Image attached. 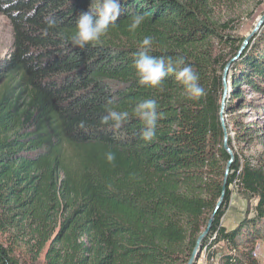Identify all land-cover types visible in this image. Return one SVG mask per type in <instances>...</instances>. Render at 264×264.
Segmentation results:
<instances>
[{"label":"trees","instance_id":"trees-1","mask_svg":"<svg viewBox=\"0 0 264 264\" xmlns=\"http://www.w3.org/2000/svg\"><path fill=\"white\" fill-rule=\"evenodd\" d=\"M91 3L0 0L12 29L11 53L0 60V264H20L15 251L27 240L36 256L47 247L46 264H187L230 161L221 125L230 59L222 61L216 46L232 43L235 56L241 43L213 23L205 0H121L117 24L101 43L73 47L76 20ZM138 12L148 16L129 31ZM145 36L153 37L151 55L183 56L205 95L190 98L172 73L160 88L141 85L134 59ZM229 72L227 115L245 108L246 91L264 96V25ZM146 98L163 113L151 142L140 138L143 122L134 113ZM108 108L128 111L120 128L101 123ZM237 119L246 142L252 127ZM232 185L256 204L227 230L221 221ZM225 187L202 253L208 264H258L264 164L234 157Z\"/></svg>","mask_w":264,"mask_h":264},{"label":"rangeland","instance_id":"rangeland-1","mask_svg":"<svg viewBox=\"0 0 264 264\" xmlns=\"http://www.w3.org/2000/svg\"><path fill=\"white\" fill-rule=\"evenodd\" d=\"M206 3L202 5V9L208 13L210 19L216 25H226V31L222 32L224 35L234 39V43H242V41L251 33L257 20L264 14V0H205ZM232 43L224 45H217L218 57L222 61L231 60L234 55L231 51ZM12 48V29L9 21L0 14V60L9 56ZM237 53V52H236ZM236 55V54H235ZM229 60V61H230ZM229 63V62H228ZM227 63V64H228ZM232 65V64H231ZM230 68L224 79L226 87L225 96L223 98V85L221 95L222 120L224 126H227V137L230 139L231 154L233 157H238L240 164L243 165L246 161L254 165L264 164V96L248 90L240 98L239 104L244 105L245 108L240 111L227 115L226 101L228 100L230 90ZM224 71V70H223ZM223 84V73H222ZM224 113V114H223ZM241 117L240 119H237ZM241 121L245 127H252L250 132H247L243 142L238 134L236 120ZM244 139V138H243ZM231 198L229 208L223 217L222 226L231 229L238 224L243 218L244 213L248 211L251 215L256 204L255 199L244 200L237 192L236 185L230 187ZM6 245H11V239L8 235L2 238ZM32 242L27 240L25 243L16 248L15 255L20 264H46L45 250L36 256L31 250ZM254 256L258 264H264V243H259L255 247ZM196 264H208L206 260V252L203 251Z\"/></svg>","mask_w":264,"mask_h":264},{"label":"clouds","instance_id":"clouds-1","mask_svg":"<svg viewBox=\"0 0 264 264\" xmlns=\"http://www.w3.org/2000/svg\"><path fill=\"white\" fill-rule=\"evenodd\" d=\"M9 5H5L8 7ZM121 0H92L88 11L81 13L76 20V30L70 37L73 47L84 48L87 45H95L102 42L110 27L116 26V21L121 15ZM148 13L138 12L131 18L129 31L134 32L145 21ZM48 28H54L57 21L49 18ZM153 47V37L145 36L140 42V51L135 54L134 68L141 85L160 88L165 78L174 74L175 78L184 86L185 92L190 98L198 99L205 95V89L199 83V75L194 68L187 64L183 56H154L150 54ZM157 101L152 98L141 100L134 108L135 115L143 122L140 138L145 142H151L156 137L158 121L163 113L158 110ZM129 118L128 111L107 109V115L103 116L101 123L114 128H120ZM111 122V123H110ZM81 127L84 122H81ZM109 162L114 161L115 155L106 154Z\"/></svg>","mask_w":264,"mask_h":264},{"label":"water","instance_id":"water-1","mask_svg":"<svg viewBox=\"0 0 264 264\" xmlns=\"http://www.w3.org/2000/svg\"><path fill=\"white\" fill-rule=\"evenodd\" d=\"M264 25V14L257 20L254 28L252 29L251 33L242 41L236 55L234 56V58H232L229 63L225 66L224 68V71H223V89H224V93H223V98L225 96V92H226V87H225V84H224V79L227 75V71L229 69V67L231 66V64L237 62L242 53L245 51V49L247 48V46L249 45L250 43V40L252 38H254L258 32L260 31V29L262 28V26ZM222 109H223V106L221 107V112H222ZM221 122H222V129L224 131V149L228 152L229 156H230V161L227 163L226 165V169H225V174H224V182H223V186H222V192H221V195H220V198L219 200L217 201L216 203V206H215V209H214V212L213 214L211 215L210 219L208 220L207 222V225H206V228L203 230V232L198 236L197 240H196V243H195V246H194V249L190 255V258L187 262V264H196L197 261L199 260L200 256H201V253H202V249H203V241L204 239L208 236V233L212 227V223L214 221V217H215V214L218 212V210L221 208L223 202H224V197H225V186H226V179H227V176L229 174V168H230V165L232 164L233 162V155L230 153L231 150L227 147V134H226V129H225V126L223 124V120L221 119Z\"/></svg>","mask_w":264,"mask_h":264},{"label":"crops","instance_id":"crops-1","mask_svg":"<svg viewBox=\"0 0 264 264\" xmlns=\"http://www.w3.org/2000/svg\"><path fill=\"white\" fill-rule=\"evenodd\" d=\"M232 228V226L231 227H229L227 230H229V229H231Z\"/></svg>","mask_w":264,"mask_h":264}]
</instances>
